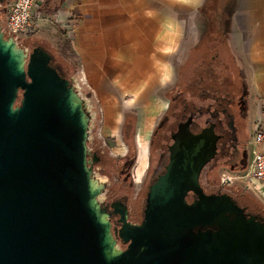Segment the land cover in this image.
Returning <instances> with one entry per match:
<instances>
[{"label": "water", "instance_id": "obj_1", "mask_svg": "<svg viewBox=\"0 0 264 264\" xmlns=\"http://www.w3.org/2000/svg\"><path fill=\"white\" fill-rule=\"evenodd\" d=\"M51 60L0 21V264H264V218L199 183L215 152L208 130L181 142L140 223L121 201L109 204L112 229L109 179L90 147L95 111L77 76Z\"/></svg>", "mask_w": 264, "mask_h": 264}, {"label": "crops", "instance_id": "obj_2", "mask_svg": "<svg viewBox=\"0 0 264 264\" xmlns=\"http://www.w3.org/2000/svg\"><path fill=\"white\" fill-rule=\"evenodd\" d=\"M205 1L42 0L41 8L55 23L56 28H48L62 35L77 56L78 80L85 81L99 103L108 132L121 122L124 110L135 106L132 100H147L166 81L171 56L189 30L185 20L191 19L190 30L203 32L196 17ZM232 4L222 31L235 66L250 85L246 116L251 93L256 121L264 111V0ZM174 76L175 70L168 81ZM111 115L118 117L109 123Z\"/></svg>", "mask_w": 264, "mask_h": 264}, {"label": "flooded vegetation", "instance_id": "obj_3", "mask_svg": "<svg viewBox=\"0 0 264 264\" xmlns=\"http://www.w3.org/2000/svg\"><path fill=\"white\" fill-rule=\"evenodd\" d=\"M204 33L205 28L186 52L182 53L172 85L162 94L166 105L149 135L147 166L137 187L133 186L135 161L132 153L127 151L122 157L111 158L92 137L90 147L95 153L92 156L95 159L94 168H98L101 173L109 163L115 169L118 185L116 188H108L105 199L106 209L111 213L112 229H118L120 223L117 222L119 216L112 212L109 204L121 201L127 206V221L140 223L151 185L165 173L181 142L192 135L208 130L216 136L214 155L199 173V183L206 194L225 192L222 186L215 185L218 172L241 171L248 164L249 139L244 126L247 93L242 76L239 71L232 69L233 58L225 39L218 38L214 44H208L203 42ZM27 46L29 52L34 47L30 44ZM236 76L240 82L232 89L231 78ZM131 120L124 118L122 130L129 126ZM248 194L247 191L236 190L230 196L246 213L263 219L264 209ZM193 197L194 193L188 191L185 199L190 203ZM251 207L258 211L252 212ZM117 242L122 248L126 247L118 238Z\"/></svg>", "mask_w": 264, "mask_h": 264}, {"label": "rangeland", "instance_id": "obj_4", "mask_svg": "<svg viewBox=\"0 0 264 264\" xmlns=\"http://www.w3.org/2000/svg\"><path fill=\"white\" fill-rule=\"evenodd\" d=\"M12 0H9L7 2H1L0 4V21L2 24V27L4 28L5 24V19H6V13L8 9V5ZM224 3V9L225 11L227 9L230 10L232 8L233 0H221ZM209 5V4H207ZM228 10V11H229ZM38 12H42V8L37 9ZM208 13V12H207ZM206 13V14H207ZM225 13V12H224ZM198 17L201 19L199 27H203L205 20V17L203 14L199 13L197 14ZM224 18L225 15H223L222 20L220 22V26L222 27V24H224ZM45 25V27H43ZM52 26V28L55 27V23L51 18H49L48 22H45L42 24L41 28L36 32L28 36L24 37H17V41L21 46L28 47L27 45L30 44V46L34 43H40L37 44L40 46L43 50L46 52H51L53 57L55 58V62H61L66 66V70L69 74H75L77 78H79V72L80 70L78 69L77 66V56L73 53L71 49V45L68 44L62 35H59L55 33L53 30H50L49 28ZM185 26L189 29L187 30V35L184 38L183 45L179 48V51H177L175 56L173 57L172 63H169L167 66L166 70V81L163 80V84L158 85V90L155 94H152L147 100H132L134 101L133 108L126 109L124 110V114L120 117L121 122L117 124L113 128L111 126L109 128V131L107 132L105 128V121L103 120V114H102V109L96 102L93 101L91 97V92L89 90L88 85L85 83L84 80H80V86L83 90V94L86 95L89 100L91 101V105L93 110L95 111V116H94V121H93V127L91 131V135L96 141V143L99 145L101 149H105L108 153V156L111 158H119L122 157L127 153V151H133L134 153V183L133 186L137 187L138 181L141 179L142 175L144 174V171L147 166V142L149 139V135L161 115V113L164 111L165 105H166V100L162 97V94L166 89L172 85L171 81H168L171 75V72L177 69V66L179 65L181 61V55L182 53L186 52L188 47L194 42V40L198 37L201 29L198 31L190 30L191 28V19L185 20ZM49 27V28H48ZM205 27V25H204ZM42 29H45L43 31ZM224 33V32H223ZM234 63V61H233ZM54 65V63H52ZM51 65V66H52ZM233 71L239 69L234 65L232 66ZM165 70V71H166ZM232 71V72H233ZM240 72V71H239ZM70 76V75H69ZM168 81V82H167ZM240 82L239 77H232L231 78V86L232 89L236 87V85ZM244 84V90H249L250 92V85L247 84L242 80ZM163 92V93H162ZM131 102V100H130ZM246 102V101H245ZM254 106H255V101L252 99V95L250 93L249 95V100H248V108H247V116H246V121H245V131L246 135L248 136V139L250 140L253 136V127H254V122H255V117H254ZM131 118V122L129 126L127 125L125 130H122V123L125 117ZM118 117V116H117ZM114 115L112 116H107L106 119H108L109 123L112 120H115ZM105 119V120H106ZM129 122V121H128ZM113 129V130H110ZM144 147H146L144 149ZM146 151V152H145ZM247 161L249 162L251 159V147L250 145L247 146ZM145 157V158H144ZM144 160V161H143ZM107 163L105 166V169L100 173L98 169V173L105 175L109 177V186L108 188H116L118 185L116 182V174H115V169H113L111 164ZM226 173H229L232 176H235V184L233 185L232 188L229 189H224L226 193L228 194H234L236 190H244L242 184L246 182V179L242 176L240 170L239 171H224ZM222 172H218L217 175L215 176V185L216 186H221L220 183V176ZM135 191V189H134ZM249 192L248 194L251 199L254 200L255 203H257L259 206H261L262 209H264V206L262 204V200L260 197L255 194L252 190H244ZM133 208V205H131ZM135 210V209H133ZM252 212H257L255 208L251 207ZM137 215V213L135 214Z\"/></svg>", "mask_w": 264, "mask_h": 264}, {"label": "built area", "instance_id": "obj_5", "mask_svg": "<svg viewBox=\"0 0 264 264\" xmlns=\"http://www.w3.org/2000/svg\"><path fill=\"white\" fill-rule=\"evenodd\" d=\"M42 0H12L7 9L4 30L16 37L36 33L49 18L37 9ZM253 136L248 140L251 147V159L247 166L238 173L246 179L244 190H252L262 200L264 206V111L261 119L254 122ZM235 176L222 172L220 183L224 189L232 188Z\"/></svg>", "mask_w": 264, "mask_h": 264}, {"label": "trees", "instance_id": "obj_6", "mask_svg": "<svg viewBox=\"0 0 264 264\" xmlns=\"http://www.w3.org/2000/svg\"><path fill=\"white\" fill-rule=\"evenodd\" d=\"M7 1H9V0H1V2H7ZM207 4H209V5H207ZM223 6H224V3L221 0H206L198 8V11H199V13L204 15L205 20H206L204 22L205 33H204V36L202 38L203 42L208 43V44H211V43L214 44L215 43L214 41L216 39L223 38V39H225L226 47L229 49L227 41H226V37L222 31V27L220 26V22L222 20L224 12H225V9ZM37 44H40V43H34L31 46H37ZM208 52L210 53V51H208ZM49 53L52 55L51 52H49ZM208 59H209V57H208ZM52 63H54V65H52ZM50 65H52L58 71V73L63 77H69V75H71L67 72L68 70H66L67 68H65L66 66H64L63 63L55 62V58L53 57V55H52V60L50 62ZM129 152L132 153L133 159H134L133 151L129 150Z\"/></svg>", "mask_w": 264, "mask_h": 264}]
</instances>
